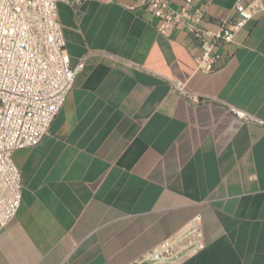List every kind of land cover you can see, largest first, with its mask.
Segmentation results:
<instances>
[{
	"label": "crops",
	"instance_id": "obj_1",
	"mask_svg": "<svg viewBox=\"0 0 264 264\" xmlns=\"http://www.w3.org/2000/svg\"><path fill=\"white\" fill-rule=\"evenodd\" d=\"M237 2L194 9L216 33ZM59 19L84 68L41 144L14 155L23 202L0 264H131L198 216L207 247L184 264H264V123L237 116L264 122V12L216 44L211 74L198 40L161 35L138 0L60 3Z\"/></svg>",
	"mask_w": 264,
	"mask_h": 264
},
{
	"label": "built area",
	"instance_id": "obj_2",
	"mask_svg": "<svg viewBox=\"0 0 264 264\" xmlns=\"http://www.w3.org/2000/svg\"><path fill=\"white\" fill-rule=\"evenodd\" d=\"M44 15L49 23V55L59 66L56 83L44 93H36V86L29 81V71L35 67L28 66L24 60V51L32 50L37 57V42L32 26L27 31H19L12 19H8L7 10L27 18V12H21L14 0H0V163L7 168L9 181L20 178L19 205L0 213V233L17 217L23 202V183L20 169L14 162V155L21 150L32 149L41 144L48 135L55 118L64 107L66 100L75 86L77 76L84 68L80 63L73 67L67 48L63 25L59 19V4L77 6L90 0H45ZM112 3L114 0H94ZM184 6L175 10L170 0H138L145 11L160 21L159 33L174 38L177 33L186 31L198 40L201 56L198 59L199 71L211 74L217 62L215 48L218 42L231 43L256 15L264 12L263 0H238L236 19L223 24L218 32H211L202 27L206 19L203 11L194 9V0H183ZM38 0H31L37 4ZM19 35L27 36V44H19ZM41 79H45L44 64ZM183 91V85L178 84ZM239 118L255 123L264 122L238 113ZM207 247V241L200 216L194 218L185 228L152 250L145 258L131 264H184L198 256Z\"/></svg>",
	"mask_w": 264,
	"mask_h": 264
},
{
	"label": "bare ground",
	"instance_id": "obj_3",
	"mask_svg": "<svg viewBox=\"0 0 264 264\" xmlns=\"http://www.w3.org/2000/svg\"><path fill=\"white\" fill-rule=\"evenodd\" d=\"M14 4L21 12H27V18L16 13L15 9L7 10L8 19H12L19 31H27V27L32 26L36 36L37 57L32 50L24 51V60L28 61V66L35 67L29 71V81L36 86V93H44V89L51 88V83H56L59 74V66L54 62V57L49 55V23L43 12L46 10V1L38 0L31 3V0H14ZM19 44H27V36L19 35ZM39 60L44 64L45 79H41L42 67H39ZM20 178H13L9 181L7 168L4 163H0V213H8L9 209H14L19 205Z\"/></svg>",
	"mask_w": 264,
	"mask_h": 264
}]
</instances>
